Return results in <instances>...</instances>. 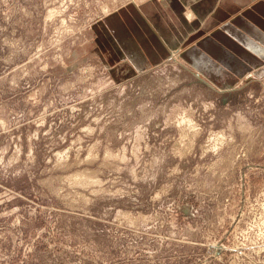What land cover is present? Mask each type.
<instances>
[{"label":"rangeland","instance_id":"rangeland-1","mask_svg":"<svg viewBox=\"0 0 264 264\" xmlns=\"http://www.w3.org/2000/svg\"><path fill=\"white\" fill-rule=\"evenodd\" d=\"M181 1L0 0V264H264V65L162 53Z\"/></svg>","mask_w":264,"mask_h":264},{"label":"crops","instance_id":"crops-1","mask_svg":"<svg viewBox=\"0 0 264 264\" xmlns=\"http://www.w3.org/2000/svg\"><path fill=\"white\" fill-rule=\"evenodd\" d=\"M197 1H181L192 8L188 12L194 15L191 14L190 21L197 18L193 24L183 19L181 3L175 6L169 2L157 8L162 15L151 14L150 9L149 12L141 10L148 13L150 19L141 15V26L136 28L149 37L157 38L161 47L158 49L164 54L171 47L189 41L190 47L183 51L186 62L205 80L222 89L230 88L238 83L240 77L264 65V0H199L206 7L203 12L194 6ZM116 23L121 31H125H122L124 37L120 39H127V25L118 20ZM108 34L112 38L111 33ZM129 39L136 42L133 36ZM149 53L154 57L158 54L154 47ZM152 56L150 66L153 64Z\"/></svg>","mask_w":264,"mask_h":264}]
</instances>
